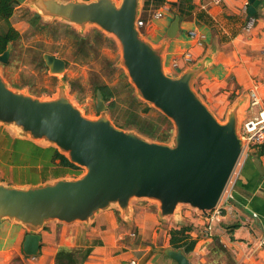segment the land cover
I'll return each mask as SVG.
<instances>
[{
    "label": "water",
    "instance_id": "obj_1",
    "mask_svg": "<svg viewBox=\"0 0 264 264\" xmlns=\"http://www.w3.org/2000/svg\"><path fill=\"white\" fill-rule=\"evenodd\" d=\"M17 1L40 16L80 28L94 25L112 36L136 96L174 126L171 143L157 141L113 123L98 89V116L89 118L67 94L65 84L55 97L40 98L12 89L0 74V124L13 127L17 138L56 147L84 168L73 178L18 186L0 182V221L9 219L27 229L24 254L38 253L39 231L46 223L89 224L100 211L113 207L128 218L133 199L155 201L160 218H180V205L203 215L214 210L244 150L239 127L246 98L228 108L225 121L217 118L193 87L211 56L177 75L166 72L165 43L152 44L137 27L141 0ZM255 5L256 0H249V14ZM178 24L175 15L168 37L176 34ZM10 49L11 43L0 54V63H7ZM43 59L50 73L64 71L63 59L51 54ZM161 251L177 264H192L182 250L163 247Z\"/></svg>",
    "mask_w": 264,
    "mask_h": 264
},
{
    "label": "crops",
    "instance_id": "obj_2",
    "mask_svg": "<svg viewBox=\"0 0 264 264\" xmlns=\"http://www.w3.org/2000/svg\"><path fill=\"white\" fill-rule=\"evenodd\" d=\"M180 1V7L173 5ZM144 2L141 10L146 12L156 0ZM159 6L160 10L167 8L166 18L161 17L160 23L153 19L147 22L141 34L154 45L165 43L164 68L168 67L169 73L177 75L210 55V63L194 79L193 87L215 115L226 114L242 98L246 103L241 121L264 109V0H256L250 29L246 22L251 14L244 0L220 4L211 0H163ZM175 15L179 16V27L170 38L166 32ZM187 55L190 59L185 58ZM251 92L259 105H250ZM218 210L210 235L205 231L203 214L199 218L185 214L184 220L192 226L189 234L196 239L194 249L185 254L191 263L264 264V163L259 149L246 148L240 156ZM180 219L181 215L160 218L157 207L153 210L149 204L132 203L128 218L113 207L100 211L89 224L53 220L39 231L35 256L24 254L22 249L27 229L3 219L0 264H54L60 247L88 250L80 264H177L161 248H172L169 231L181 225Z\"/></svg>",
    "mask_w": 264,
    "mask_h": 264
},
{
    "label": "rangeland",
    "instance_id": "obj_3",
    "mask_svg": "<svg viewBox=\"0 0 264 264\" xmlns=\"http://www.w3.org/2000/svg\"><path fill=\"white\" fill-rule=\"evenodd\" d=\"M113 1L116 4L120 2V0ZM143 4L144 0H141V5ZM159 7L153 5L146 12L141 10V18L146 22H151L153 19L156 23H160L162 18L152 17L154 12L160 10ZM29 12H35V9L27 4L20 3L15 7L11 23L19 30L22 37L17 44L14 43L11 46L7 63H0V74L12 89L40 98H52L65 84L67 94L84 115L95 118L98 116L95 105L97 86L107 84L114 88V107L111 111L106 110L107 116L113 123L119 127L125 125L124 129L135 130L138 133L140 132L136 126L155 134H168L166 142H172L174 134L172 121H166L162 117L164 114L158 109L138 98L132 85L133 91H130L127 84L131 83L121 63V51L112 36L100 31L94 25L80 28L47 16H41V22L45 26L42 29H34L27 22ZM163 18H166V14ZM143 29L144 27L140 31ZM159 31L162 33L161 29ZM79 38L85 39L86 51L78 49ZM44 54L63 59L65 61L64 71L50 73L43 59ZM168 69L166 67V72L169 71ZM105 104L107 105V102ZM217 118L225 121L226 114H219ZM7 134L16 135L17 138V132L15 133L13 127L0 124V182L18 186L29 185L33 177L37 178L38 183L57 179L54 178L52 169L47 171L40 166L12 163L9 148L11 140H8ZM33 142L43 147L52 146L39 141ZM244 152L245 149L242 155ZM83 172L84 168H81V173ZM64 177L73 178L76 174H65ZM132 203L149 204L153 210L157 207V203L152 200L133 199ZM178 211L181 215L180 224H189L184 220L185 214H190V217L195 218L201 215L188 205H180Z\"/></svg>",
    "mask_w": 264,
    "mask_h": 264
},
{
    "label": "trees",
    "instance_id": "obj_4",
    "mask_svg": "<svg viewBox=\"0 0 264 264\" xmlns=\"http://www.w3.org/2000/svg\"><path fill=\"white\" fill-rule=\"evenodd\" d=\"M186 1V0H185ZM163 0H156L155 6H159ZM20 3L17 0H0V54L11 43H18L21 40L22 34L11 23V17L14 9ZM173 5L181 6V1ZM145 7V2L143 4ZM180 14V11L176 14ZM142 14V12H141ZM27 22L31 28L42 29L45 24L41 22V16L36 12H29ZM141 29V27H140ZM99 35L100 32H99ZM79 47L86 51V41L84 38H79ZM130 91H133L131 84H127ZM97 89L100 90L104 102H107V109L111 111L114 107V88L107 84H99ZM96 89V90H97ZM136 98V97H135ZM168 121L169 119L162 115ZM118 126V125H117ZM120 127L125 128V125ZM136 129L154 140L166 142L168 134H155L151 131L143 130V128L136 126ZM10 139V138H9ZM10 150L12 156V163L16 165L31 164V166H40L43 170L52 169L54 178L64 177L65 174L75 173L76 176L81 173V167L70 162L67 157L61 154L56 147L47 146L43 147L28 139L13 138L10 139ZM22 157V158H21ZM35 176V175H34ZM32 183H38L37 178L30 179ZM232 227H235L232 226ZM192 226L190 224H181L178 227L171 228L169 231V244L173 249L182 250L185 254L191 252L196 244V239L192 238L189 234ZM88 250H81L75 248L60 247L55 254L54 264H80L81 258H84Z\"/></svg>",
    "mask_w": 264,
    "mask_h": 264
},
{
    "label": "built area",
    "instance_id": "obj_5",
    "mask_svg": "<svg viewBox=\"0 0 264 264\" xmlns=\"http://www.w3.org/2000/svg\"><path fill=\"white\" fill-rule=\"evenodd\" d=\"M225 0H211L212 3L214 4H220L224 2ZM249 5V0H244V7L245 9L248 8ZM167 8L162 7L161 10H158L153 13V18H161L164 16ZM145 12V11H143ZM141 15V14H140ZM139 15L136 24L137 27L140 29V27H144L146 25V21H144L141 16ZM254 23V18L252 15H250L247 19L246 22V28L250 29L253 26ZM192 35H194V32H191ZM186 59H190L189 56L187 55L185 57ZM174 66L177 64L174 63ZM251 101L250 105L251 106H257L259 105V99L258 97L251 92L250 94ZM239 132L240 135L244 141V149L246 148H256L259 149L261 152V158L264 163V109H258L257 114L252 116L251 118H245L241 121L240 127H239ZM244 151V150H243ZM219 213L218 206L211 212H209L207 215H204L206 221V233L208 235L211 234L212 228H213V220L215 216ZM255 216V214H253ZM262 244L264 243V240L261 242ZM131 264H135L134 261H131Z\"/></svg>",
    "mask_w": 264,
    "mask_h": 264
}]
</instances>
